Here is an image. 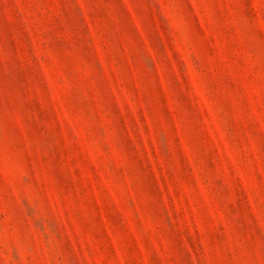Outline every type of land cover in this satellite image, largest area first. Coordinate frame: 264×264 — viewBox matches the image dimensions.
Instances as JSON below:
<instances>
[{
  "label": "rangeland",
  "instance_id": "374dc122",
  "mask_svg": "<svg viewBox=\"0 0 264 264\" xmlns=\"http://www.w3.org/2000/svg\"><path fill=\"white\" fill-rule=\"evenodd\" d=\"M0 264H264V0H0Z\"/></svg>",
  "mask_w": 264,
  "mask_h": 264
}]
</instances>
